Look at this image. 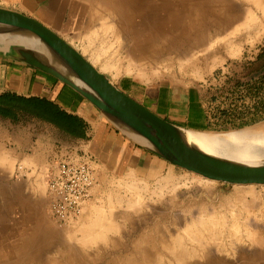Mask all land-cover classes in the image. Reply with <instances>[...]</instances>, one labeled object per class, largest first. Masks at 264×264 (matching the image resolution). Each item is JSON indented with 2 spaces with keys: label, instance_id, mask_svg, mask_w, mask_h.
Returning a JSON list of instances; mask_svg holds the SVG:
<instances>
[{
  "label": "rangeland",
  "instance_id": "obj_1",
  "mask_svg": "<svg viewBox=\"0 0 264 264\" xmlns=\"http://www.w3.org/2000/svg\"><path fill=\"white\" fill-rule=\"evenodd\" d=\"M61 1L70 8L56 13L55 32L99 70L107 64L103 72L118 87L130 79L136 95L159 84L190 91L210 124L198 132L264 122L253 118L264 85L251 89L264 78V0ZM22 2L0 6L25 13ZM37 122L0 116V264H264V186L210 181L168 161L160 174L97 176L89 160L91 198L77 219L59 226L46 176L57 161L78 157L41 169L24 159L37 130L45 131Z\"/></svg>",
  "mask_w": 264,
  "mask_h": 264
},
{
  "label": "crops",
  "instance_id": "obj_2",
  "mask_svg": "<svg viewBox=\"0 0 264 264\" xmlns=\"http://www.w3.org/2000/svg\"><path fill=\"white\" fill-rule=\"evenodd\" d=\"M23 6L30 16L39 20L50 29L60 32L61 23L57 12L66 9L61 0H23ZM70 8V7H68ZM22 11L23 8H19ZM119 87L165 119L179 120V124L192 129L205 128L209 124L202 105L190 91L175 86L159 84L147 85L139 93L134 81L126 79ZM13 92L23 96L46 97L58 104L66 112L82 118L87 127L85 137H69L67 140L57 138L59 131L52 125H45V131L39 132L35 147L24 159L30 160L38 168H45L48 163L56 161L67 154L88 159L94 164L97 176L104 172L118 170H147L160 174L167 168L164 159L138 146L117 130L89 100L52 75L29 66L20 60L0 54V93ZM29 123L28 128L37 125ZM42 128V129H43ZM36 130L35 127L32 128ZM14 141L18 142L13 138ZM22 154L23 151L21 150Z\"/></svg>",
  "mask_w": 264,
  "mask_h": 264
},
{
  "label": "water",
  "instance_id": "obj_3",
  "mask_svg": "<svg viewBox=\"0 0 264 264\" xmlns=\"http://www.w3.org/2000/svg\"><path fill=\"white\" fill-rule=\"evenodd\" d=\"M2 36H20L44 46L65 72L21 43H12L15 51L12 58L40 69L74 89L138 146L210 181L264 186V160L251 164L218 155L190 142L186 132L194 129L173 123L145 107L118 87L75 46L34 17L0 6V38Z\"/></svg>",
  "mask_w": 264,
  "mask_h": 264
},
{
  "label": "bare ground",
  "instance_id": "obj_4",
  "mask_svg": "<svg viewBox=\"0 0 264 264\" xmlns=\"http://www.w3.org/2000/svg\"><path fill=\"white\" fill-rule=\"evenodd\" d=\"M12 43H21L32 48L40 57L49 60V63L64 71L51 58L47 49L32 39H25L20 36H2L0 38V54L9 57L14 56L15 51ZM92 63L96 65L94 62ZM105 69H109L107 64H103L100 70L103 72ZM115 77H119V72L115 74ZM186 136L190 142L224 157L251 164L264 160V122L243 129L220 133L188 130ZM246 187L251 188L253 185Z\"/></svg>",
  "mask_w": 264,
  "mask_h": 264
},
{
  "label": "built area",
  "instance_id": "obj_5",
  "mask_svg": "<svg viewBox=\"0 0 264 264\" xmlns=\"http://www.w3.org/2000/svg\"><path fill=\"white\" fill-rule=\"evenodd\" d=\"M50 213L59 226L68 225L83 212L94 186L88 159L65 157L48 169L46 176Z\"/></svg>",
  "mask_w": 264,
  "mask_h": 264
},
{
  "label": "trees",
  "instance_id": "obj_6",
  "mask_svg": "<svg viewBox=\"0 0 264 264\" xmlns=\"http://www.w3.org/2000/svg\"><path fill=\"white\" fill-rule=\"evenodd\" d=\"M264 78L255 81L252 90L262 89ZM236 111L228 113L231 115ZM223 114H226L223 112ZM254 119L264 117V103L256 108ZM0 116L11 119L12 121L31 120L40 123H47L54 126L68 137H85L87 124L77 115L70 114L63 110L58 104L46 97L23 96L13 92L0 93ZM224 124L234 123L230 119H223ZM241 124H244L241 122ZM206 127H210L207 124Z\"/></svg>",
  "mask_w": 264,
  "mask_h": 264
}]
</instances>
